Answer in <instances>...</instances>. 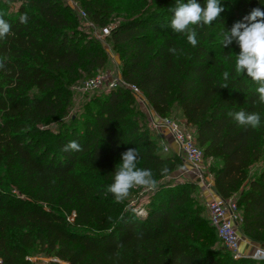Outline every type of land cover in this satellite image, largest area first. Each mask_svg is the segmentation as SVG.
<instances>
[{"label":"trees","instance_id":"obj_1","mask_svg":"<svg viewBox=\"0 0 264 264\" xmlns=\"http://www.w3.org/2000/svg\"><path fill=\"white\" fill-rule=\"evenodd\" d=\"M11 1L19 3L12 13L0 2V16L11 25L0 39V264H33L27 257L35 252L51 257L50 264H264L234 259L203 234L204 221L215 229L195 202L201 186L173 177L182 159L151 139L128 90H103L85 102L81 121L43 127L67 115L71 74L94 75L107 52L77 30L62 0ZM134 1L108 36L122 79L135 84L158 115L177 117V107L204 158L212 160L215 193L234 198L240 233L264 248V163L249 175L264 146V104L258 85L235 73L239 46L222 44L234 23L253 8L264 10V0H221L224 11L196 29L195 47L170 27L176 0ZM77 2L101 26L119 15L109 0ZM25 13L28 21L21 23ZM224 71L228 88L220 87ZM240 110L259 113L260 127L239 126L227 115ZM70 141L82 150L64 152ZM129 148L137 149V166L151 169L157 186L133 188L116 202L106 188Z\"/></svg>","mask_w":264,"mask_h":264},{"label":"clouds","instance_id":"obj_2","mask_svg":"<svg viewBox=\"0 0 264 264\" xmlns=\"http://www.w3.org/2000/svg\"><path fill=\"white\" fill-rule=\"evenodd\" d=\"M173 13L170 27L176 33L186 36L187 41L193 47L198 44L197 28L211 25L224 11L221 0H205L202 6L198 0H176V4L170 9ZM27 14L20 16L21 23H27ZM11 32V25L0 16V39L6 38ZM235 42L239 48V54L235 56V73L247 74L257 85L258 101L264 104V10L256 7L243 18L242 22L233 24L230 31L223 33V47H228ZM173 55L178 53L175 47L169 48ZM5 64L0 60V69ZM229 72L222 74L221 88H228ZM228 116L245 128H258L261 125V116L257 112L244 110L229 112ZM64 152L81 151L82 148L76 141H70L62 149ZM139 153L136 148H129L122 153L121 163L116 166L113 182L107 186L106 193L113 195L116 202L125 200L130 191L136 187L155 189L157 180L151 169H143L137 166ZM167 167L161 169V174H167Z\"/></svg>","mask_w":264,"mask_h":264},{"label":"built area","instance_id":"obj_3","mask_svg":"<svg viewBox=\"0 0 264 264\" xmlns=\"http://www.w3.org/2000/svg\"><path fill=\"white\" fill-rule=\"evenodd\" d=\"M67 5L77 12V14L85 18L87 16L84 9L79 5L76 0H64ZM110 34V28L104 26L96 37H108ZM109 46V45H108ZM110 48V46H109ZM124 88L128 90L134 97L136 104L141 106L147 116L149 127L153 130L160 132L171 138L176 146L177 150L174 151L181 159L182 162L189 166L190 170L184 171L182 174L185 180L193 179L201 186L205 191L203 196L206 198L205 213L209 224L215 229L216 235L222 247L230 253L234 259L250 258L253 260H264V248L245 238L240 233V210L238 209L233 197L221 198L213 189L212 175L209 172V166L204 165V152L200 148L195 139V132L193 128L186 125L185 120L179 117L173 116H160L155 113L142 91L135 85L124 81L119 73L118 76L105 72H97L94 75L86 78L80 87L78 92V99L84 100L86 96L94 91H101L107 89ZM164 144V143H163ZM162 151L168 152V146L163 145ZM211 160V159H209ZM143 210L138 211V215H142ZM244 240L245 248H241V242ZM28 260L32 262L30 257ZM53 259L50 258L46 263H50ZM58 264H63L58 261ZM35 264L34 262H32Z\"/></svg>","mask_w":264,"mask_h":264},{"label":"rangeland","instance_id":"obj_4","mask_svg":"<svg viewBox=\"0 0 264 264\" xmlns=\"http://www.w3.org/2000/svg\"><path fill=\"white\" fill-rule=\"evenodd\" d=\"M62 1L65 5H67L64 0H62ZM109 1L112 3L116 12H118V14H119L118 16H116V18H117L116 20L111 21V22H109V24H107V27H109V28L111 26H113L114 22H118L121 20L120 15L123 14L124 12H126L125 10H127V9L131 10L136 6V2L134 0H109ZM0 2L4 6L7 7V12H10V13L15 12L17 6L19 5L18 2H12L11 0H0ZM72 12H73V15L75 16V22L77 23V30L79 32L83 33L84 36L86 37V39H91L97 45L106 49V52H107L106 65L104 66L103 69L98 70L95 73L105 72V73H109L111 75L113 74L114 76H118L120 73L119 59H118L117 54H115L111 50V48H109L108 37H99V38L96 37V35L100 32L101 28L104 26H101V25H98V24L92 22L87 13H86L87 16L85 18H82L73 9H72ZM77 73L79 74V76L76 75ZM85 76H86V74L79 71V69H77L74 74H71L70 82L68 83L69 84L68 88L70 90V99L71 100H70V103L68 105L67 115L64 117L55 118L53 120L52 119L47 120L45 122L46 125H44L43 127H47L49 129L56 128L57 122H65L69 118L77 117V119L79 121L82 120V114L86 113V109L84 108L85 102H90L93 97L99 95L103 91V90H101L100 92L99 91L91 92L86 96L88 98L86 101H82V100L79 101L78 92L80 90L82 82L85 80ZM136 108H137V110H139V114L137 115V118H138L139 122L142 124V126L148 130L151 139L157 141L160 144L159 145L160 147H163L164 144L167 145L168 146V152L167 153L173 152V150L170 148V145L167 143V141L165 139L160 138L161 133L156 131V130H153L151 127H149V122L147 120V116H146L144 109L141 106H139L138 104H137ZM173 115L182 118L181 114L179 113V111L175 105H173ZM263 163H264V146H263L262 153H261L259 160L251 165V168L249 170V175L256 173L257 170L260 168V166ZM204 165L206 167L213 165L212 160L205 159ZM186 170L188 171V170H190V168L188 165L183 163V167L181 169H179L178 172H176V174L173 175V177L176 178V180H178L180 182L189 181V179L185 180L184 179L185 177L182 175V174H184V171H186ZM190 175H192L191 170H190ZM191 181H194V180L191 179ZM194 197H195V202L199 208L201 215L205 216L206 198L203 196L200 188L199 189L196 188L194 190ZM142 208L143 207H140V206L137 207L138 211ZM138 211H137V214H138ZM202 229H203V234H205L206 236L208 234H210V237H212L214 240H218L215 232L213 230L211 231L209 229V225H208L207 221H204V227H202ZM217 246L223 248L220 243H218ZM29 257L32 259V262H34L35 264H50V263H48L49 262L48 260L51 257L44 256L42 253L35 252V253H32L31 255H29ZM45 260H47L48 262L46 263Z\"/></svg>","mask_w":264,"mask_h":264},{"label":"crops","instance_id":"obj_5","mask_svg":"<svg viewBox=\"0 0 264 264\" xmlns=\"http://www.w3.org/2000/svg\"><path fill=\"white\" fill-rule=\"evenodd\" d=\"M160 138L161 139H165L166 141H167V143L170 145V148L173 150V151H176L177 150V146H176V144H175V142L171 139V138H169V137H167V136H165V135H162L161 134V136H160ZM213 180V179H212ZM200 186V185H199ZM202 189V188H201ZM205 193V191H203L202 190V194H204ZM245 241L244 240H242V242H241V248H245L246 246H245Z\"/></svg>","mask_w":264,"mask_h":264}]
</instances>
